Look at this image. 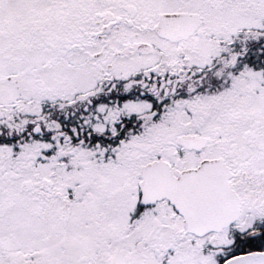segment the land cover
Masks as SVG:
<instances>
[{"label": "snow or ice", "instance_id": "obj_1", "mask_svg": "<svg viewBox=\"0 0 264 264\" xmlns=\"http://www.w3.org/2000/svg\"><path fill=\"white\" fill-rule=\"evenodd\" d=\"M0 264H264V0H0Z\"/></svg>", "mask_w": 264, "mask_h": 264}]
</instances>
